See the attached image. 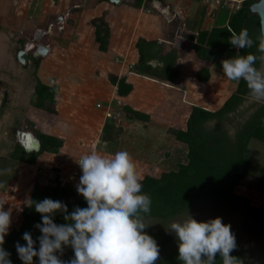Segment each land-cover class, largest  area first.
Listing matches in <instances>:
<instances>
[{
    "label": "crops",
    "instance_id": "0c3cea01",
    "mask_svg": "<svg viewBox=\"0 0 264 264\" xmlns=\"http://www.w3.org/2000/svg\"><path fill=\"white\" fill-rule=\"evenodd\" d=\"M32 1H29L30 6ZM37 1L32 14L26 8L25 12L12 13L10 17L3 18L7 19L3 21L5 24L16 18L15 23L21 26L17 28L20 43L23 32L31 28L35 32L48 17H53L51 20L61 17L58 29H52L51 20L43 29L42 37L49 35V30L55 31L46 40L50 52L36 70L41 85L58 88L54 112L36 107L34 102L26 109H21L19 104L11 112L23 111L19 116L12 117L11 113H6L7 109L0 113V126L10 141L9 151L2 157L8 159L9 168L6 170L14 169L16 177L12 180L16 185L15 192L19 186L23 187L22 199H29L31 188L36 184L43 186L54 178L65 180L62 173L68 171L64 166L66 164H72L76 171H81L76 160L85 153L99 151L100 148L105 153L107 151L106 154L99 151L101 154L110 155L116 147L118 151L121 146L131 148L128 143L132 135L130 129L137 130L159 145L165 140L180 144L169 129L184 130L192 107L216 111L236 90L238 82L229 80L223 74L221 64L224 59L234 56L226 51L208 61L190 47L196 43V39H189L199 31L227 25L231 12L228 16L221 13L222 8L213 11L202 0H98L94 9L83 8L76 13L71 10L74 6H67L64 11L55 13L51 6L45 10V0ZM80 3L82 5V0L76 4ZM90 11L93 14H89ZM103 12L109 29L106 51L99 49L96 27L88 25L90 17H101ZM73 13L76 14L73 20L77 19L76 23H80L78 28L81 31L71 29L76 25L73 20L70 21ZM138 48L158 71L163 68V57L174 53L179 69L177 78L170 81L138 74ZM203 69H208L207 81L197 78V73L201 79L205 78ZM120 78H124L132 87L124 97L117 95ZM109 107L114 118L105 117ZM123 107L145 114L148 120L125 117ZM108 120L119 128V135L115 141L104 142L101 140L102 130ZM8 125L14 127L11 133L14 137H9V128L5 130ZM76 130L78 133H75ZM36 132L62 139L59 152H44L33 164L18 161V146L28 154L22 147V133H31L38 139ZM77 135H80L79 139ZM77 140L79 144L71 143ZM14 151L15 154L11 155Z\"/></svg>",
    "mask_w": 264,
    "mask_h": 264
},
{
    "label": "trees",
    "instance_id": "16d2710c",
    "mask_svg": "<svg viewBox=\"0 0 264 264\" xmlns=\"http://www.w3.org/2000/svg\"><path fill=\"white\" fill-rule=\"evenodd\" d=\"M257 0H245L242 7L231 12L227 25L214 27L208 31H199L195 37L189 38L195 44L190 47L194 49L199 57L214 60L216 57L228 51L232 56L253 54L258 58L264 55L259 50L261 39L260 21L257 14L251 12L250 6ZM139 6V4H137ZM217 11V9H213ZM104 17L94 20L96 27V41L99 49L106 51L109 29L103 20ZM246 29L249 37L253 40L250 48L237 49L229 43L231 31L237 34ZM50 37V36H49ZM48 39L46 40H49ZM49 46V42H44ZM138 47V46H137ZM139 51V61L136 65L138 74L153 78L173 81L177 78L179 69L176 66V55L169 53L163 57V68L158 71ZM204 53V55H203ZM34 67L33 79L35 85L32 96L37 100L36 107H42L48 112H54L55 96L58 88L56 86L46 87L41 85L36 70L41 62V58L28 56ZM257 60L256 67H260ZM26 63L24 67H27ZM206 73L204 79H209L208 69H203ZM132 90L130 84L124 78L117 82V95L124 97ZM250 98L249 89L246 82L240 80L234 93L216 111L206 110L200 107H192L187 118L185 129H169L176 141L186 150L187 162L177 164L176 170L162 172L158 177L146 175L140 179L142 183V193L151 198V212L146 214V219H157L163 222L177 219L187 211L198 206H209L214 212L223 216H241L243 218L242 229L251 237L264 235V199L258 205H252L251 200L236 192V187L248 175L252 158L249 145L251 140L264 143V103L255 105L254 110L241 122L234 123V113L246 99ZM1 106V103H0ZM125 117L131 120H148V117L130 108L123 107ZM122 108V109H123ZM1 113V110H0ZM215 121L216 124L210 126L209 123ZM229 127L233 132H230ZM114 123L106 121L103 126L101 140L104 142L115 141L119 135ZM40 141L38 152L24 153L18 146L20 158L18 161L33 164L36 158L44 153L57 154L63 145V140L45 133L36 132ZM15 151L11 154L14 155ZM18 156V157H19ZM45 198L59 200L67 205L70 213L76 207H87L86 201L77 198L73 186L62 184L58 178L54 179L53 185L40 186L36 184L30 195L32 201H41ZM21 222L18 226L12 227L5 236L3 248L10 253L11 264H23L16 252L15 245L19 242L24 245L23 233L30 232L36 241L34 247L39 249L37 237L40 231L34 225L41 222V215L34 207L24 206L20 211ZM56 224L67 223L64 215L57 212L53 217ZM147 233V232H146ZM153 237L159 246V259L155 264H182L178 259V239L175 235H164L158 232L147 233ZM64 261L74 258L71 247H65L63 254L56 253ZM231 255L237 257L240 264H243L245 254L241 248H235ZM33 264H39L38 257L33 258ZM215 264H221L219 255L216 257Z\"/></svg>",
    "mask_w": 264,
    "mask_h": 264
},
{
    "label": "clouds",
    "instance_id": "9594fccd",
    "mask_svg": "<svg viewBox=\"0 0 264 264\" xmlns=\"http://www.w3.org/2000/svg\"><path fill=\"white\" fill-rule=\"evenodd\" d=\"M229 43L245 49L254 42L243 29L238 34L232 30ZM25 44L31 49L22 47L28 56L38 42ZM259 50L264 53V38ZM258 59L259 68L255 66ZM221 64L229 80L245 81L250 98L264 103V55L259 58L253 54L236 55ZM22 147L28 153L35 150L23 144ZM76 163L82 172L76 191L87 207H76L69 213L67 205L59 200L45 198L36 202L29 198L26 206L34 207L41 215V222L34 225L41 233L37 237L39 249L34 247L32 234L25 232L22 239L26 243L15 245L19 259L23 264H33L34 257H38L39 264H155L159 246L144 231L151 225L145 220L152 202L142 193L131 154L123 150L110 155L93 151L81 155ZM5 203L0 200V264H11L10 253L2 247L11 224V209L5 211ZM57 212L64 215L67 223H54ZM168 231L178 239V259L182 264H215L217 255L221 264H240L231 255L236 248L235 235L220 217L198 222L187 211L186 218L172 221ZM65 247L74 252L70 261L56 254L62 255Z\"/></svg>",
    "mask_w": 264,
    "mask_h": 264
},
{
    "label": "rangeland",
    "instance_id": "374dc122",
    "mask_svg": "<svg viewBox=\"0 0 264 264\" xmlns=\"http://www.w3.org/2000/svg\"><path fill=\"white\" fill-rule=\"evenodd\" d=\"M29 1L30 0H0V103L2 106H0V108L2 109L1 111L7 109L6 113L8 112L9 114L12 111L16 110L19 104L21 106V109H26L28 106L33 105L34 102L37 101L32 96V91L35 85V80L33 79L34 67L32 66L30 60L26 62L28 66L24 67L25 64H21L17 59V52L23 49L25 43H28L30 40H32L33 42L36 41L34 36L35 32L37 30L43 32V29H45L47 26L48 20H51V18H53L48 17L45 22L40 23V25H42L43 27H39L35 32H33L34 28L23 32V38L20 40V43H18L19 33L17 31V28H19L20 24H18L17 22L15 23L16 18H14L13 20L10 19L9 23L5 24L3 21L7 19L3 18H5V16L10 17L12 13L19 14V12H25L26 8H28V13L32 14L34 6H36L38 1L33 0L31 6ZM80 1L81 0H45V10L50 6V8L55 9V13L64 11L67 6H69L70 8L71 6H74L71 10L75 12L83 8H85L84 10H86L87 8L94 9V5L98 0H82V5L81 3L77 5L76 3ZM221 10V13L224 12L225 15H228V13L231 12L224 7H222ZM89 14H93V12L90 11ZM74 17H76L75 13L71 15L70 21L73 20ZM101 17L105 18V12H103V15ZM101 17H88V25H93L95 27L93 23L94 20H97ZM59 19H61V17H56V19L54 18V20H51L53 24L52 29L59 28V25H61ZM70 21L68 23H70V25H73L72 22L76 23L77 19H74L72 22ZM10 25H13V27H11ZM79 26L80 23H76L75 28L71 29L81 31V28H78ZM67 29L69 28L67 27ZM50 31L51 30H49L48 33L49 35H46V37L42 38V42H46V39H48V37L55 30H52V32ZM26 49L29 50L30 46H27ZM37 58L43 59V57ZM256 104H258V102L253 101L251 98L246 99V101H244L243 104L239 107L237 112L232 115L233 122L236 124L243 121L254 110ZM22 112L23 111H15L14 113H11V115L12 117L19 116L20 114H22ZM214 124H216L215 121H211L209 123L210 126H213ZM11 125H8L9 127L5 126V130L9 128L10 138L14 137L12 136L13 134H11L13 133L14 127L12 128ZM130 130L132 135L129 137L130 139L128 140V143L130 144L129 146H131V148L121 146L119 151L123 150L131 154L136 165L137 174L140 179H142L146 175L158 177L162 172L176 170L178 163L187 162L186 151L181 149V147H184L180 144L176 145L175 143H173V141L165 140L164 142L162 141L159 145V143L154 142L146 136H142L141 133H139L137 130ZM229 130L230 132H233L231 127H229ZM75 133H78V131L76 130ZM76 137L79 139L80 135H77ZM77 141H72L71 143L79 144L80 141ZM9 144L10 141L8 140V138H6L3 133L2 126H0V185H3V187H0V200L7 202L3 206L5 211L11 209L10 230L12 227L18 226L20 224V211L24 206H26L25 202L27 201V199H22V186H19V190L15 192L16 185H13L12 180L16 177L14 169L10 168L8 171L6 170L7 168H9L7 167L8 159H5L4 157L9 151ZM249 149L252 158V165L248 175L236 187V192L240 195L248 197L251 200L252 205H258L264 199V143H261L257 140H251ZM99 151L105 153L104 149L99 148ZM117 151L118 148L116 147L113 149L111 154ZM64 166L67 168L66 170H68L62 173V175H64L62 176V178L64 177L65 180H60L59 178L58 179L62 184L73 186L76 191V185L79 183V178L82 175V172L79 170L76 171V169L73 168L72 164H66ZM54 179H51L48 183H44L43 185H53ZM33 188H31V193ZM76 195L77 198L84 200V198L79 195L77 191ZM188 213L192 215V217L198 222L220 217L223 223L229 224L231 226V230L236 239V248H241L244 251L245 258L243 264H264V235L251 237L250 235L246 234L242 229L243 218L241 216H223L214 212L209 206L206 205L191 209L188 211ZM186 214L187 212L177 219L168 220L166 222L157 219H146L145 222L151 225L144 231L147 233L158 232L159 234L162 233L164 235H175L174 233L168 231L170 223L175 220L185 219Z\"/></svg>",
    "mask_w": 264,
    "mask_h": 264
},
{
    "label": "water",
    "instance_id": "95a60500",
    "mask_svg": "<svg viewBox=\"0 0 264 264\" xmlns=\"http://www.w3.org/2000/svg\"><path fill=\"white\" fill-rule=\"evenodd\" d=\"M110 1L115 2L116 0ZM250 10L251 12L258 15L260 21V32L262 37L264 38V0H257L256 2L252 3L250 6ZM34 36L35 40L38 42V45L33 52V56L35 58L46 57L50 52V47L42 42V31L37 30ZM17 59L21 64H26L28 56L25 49L19 50L17 52ZM22 135L25 146L32 147L33 149H35L34 152H38L40 150V141L36 139L31 133H22Z\"/></svg>",
    "mask_w": 264,
    "mask_h": 264
},
{
    "label": "built area",
    "instance_id": "2783aa9c",
    "mask_svg": "<svg viewBox=\"0 0 264 264\" xmlns=\"http://www.w3.org/2000/svg\"><path fill=\"white\" fill-rule=\"evenodd\" d=\"M245 0H202V3L207 6L210 7L211 9H219V8H226L231 12H235L237 10H239L242 7V4ZM98 108H100L101 106L98 104L97 105ZM105 117L106 118H114L112 116V112H111V108H107L106 112H105Z\"/></svg>",
    "mask_w": 264,
    "mask_h": 264
},
{
    "label": "flooded vegetation",
    "instance_id": "af4514ba",
    "mask_svg": "<svg viewBox=\"0 0 264 264\" xmlns=\"http://www.w3.org/2000/svg\"><path fill=\"white\" fill-rule=\"evenodd\" d=\"M26 45H27V44L24 45V48H25V49H26V47H27ZM30 53H31V52H30ZM30 53H29V55H30V56H31V55L33 56V53H31V54H30ZM29 55H28V56H29ZM33 57H34V56H33Z\"/></svg>",
    "mask_w": 264,
    "mask_h": 264
}]
</instances>
